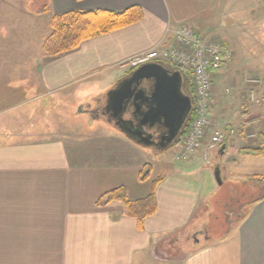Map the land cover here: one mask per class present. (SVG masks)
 <instances>
[{
    "label": "crops",
    "instance_id": "1",
    "mask_svg": "<svg viewBox=\"0 0 264 264\" xmlns=\"http://www.w3.org/2000/svg\"><path fill=\"white\" fill-rule=\"evenodd\" d=\"M217 1L39 0V9L19 4L0 14L8 19L7 23L0 20V128L7 130L0 131V264H169L158 259L160 251L172 235L182 232L197 247L174 264H264V199H260L264 191L239 203L235 220L225 213V202L215 211L216 189L208 173V160L216 159L214 150H204L189 163L172 164L162 176L153 173L152 162L143 161L125 178L112 168L77 167L76 163V153L85 152L75 147L76 142L106 138L118 144L117 153L122 151L125 136L115 126L108 124L118 133L100 124L79 139L69 133L76 119L51 126L46 120L58 122L55 104L79 101L78 84L100 92L111 90L134 71L121 68L123 63L171 46L173 29L180 24L199 26V20L216 9ZM134 6L143 13L136 24L95 37L61 56L44 54L42 43L52 16L70 11L122 12ZM232 64L233 59L228 71ZM223 75L216 74V83ZM216 83L210 108L216 102ZM93 94L101 101L102 95ZM99 104L81 106L79 114H90ZM246 107L240 122L245 129L264 119V112ZM229 129L231 125L226 132ZM232 141L226 142L227 149L233 145L229 150L236 152L237 143ZM241 145L239 151L244 149ZM223 155L218 152V159ZM158 164L168 165L160 160ZM145 165L151 174L141 182ZM156 177L162 178L154 190L156 210L142 230L123 215L119 202L102 208L95 205L103 194L120 187L129 200L142 199ZM219 226L222 234L217 232ZM197 235L204 244L195 240Z\"/></svg>",
    "mask_w": 264,
    "mask_h": 264
},
{
    "label": "rangeland",
    "instance_id": "2",
    "mask_svg": "<svg viewBox=\"0 0 264 264\" xmlns=\"http://www.w3.org/2000/svg\"><path fill=\"white\" fill-rule=\"evenodd\" d=\"M217 3L216 9L211 11L210 17L205 20L200 19L201 24L199 26L194 23H191V25L198 33L201 41L210 40L209 42L221 46L225 45L223 47L231 51L233 56V64L230 66L229 71L227 69L228 73L225 71L224 75L219 77V82L214 81L218 89L215 88L216 102L214 106L211 105V108H209V116L211 122L216 126L212 125L213 129L221 133L227 135L226 129L228 125H231L232 129L228 131L230 136L227 143L229 144L231 140L237 143L234 146L236 152L229 150V147L233 145H228V149L227 146L225 148L227 153L225 152V155H223V152V156L218 159L220 150L213 148L216 159H214L215 161L213 159L208 160V170L210 171L208 173L211 175L212 186L216 189L213 199L214 210H217L219 203L223 204L225 202V213L228 214L231 220H235L240 213L238 204L248 202L252 196H259L261 191H264L263 186L253 181L255 176L264 178V158L256 159L244 156L247 151L246 148L256 147L258 144L257 138L262 133L264 135V119L262 122L259 121L246 129L240 125V122L244 121L242 112L245 108L243 106H248L246 109L251 110V112H264V0H218ZM19 4H24L27 9H39V0H0V14L10 11L8 10L10 8L11 10L16 8ZM4 5H7L8 8H5ZM0 20L3 22L8 21L2 15H0ZM0 33L2 32L0 31ZM229 75L234 79L230 81ZM249 79H256L259 82L256 85H249L247 84ZM76 89L79 101L55 104V115L58 116V122H52L48 117L46 120L49 126L52 123H59L60 120L73 121L76 119V127L74 130L70 128L69 133L77 138L100 124H103L111 132L118 133L115 127L109 126L100 119L92 118L91 114L85 112L79 114L81 106L86 108L89 105L92 108V106L95 107L98 104V98L93 93L97 92L102 95V100H106L105 93L108 90L100 92L98 89L85 88L80 84L77 85ZM80 91H83L84 94L79 95ZM227 104L231 105L230 108L227 111L220 112V109ZM0 131L7 130L0 128ZM124 139L126 140V143H124L125 148L122 151L118 150V153L116 152L117 149L115 150V146L118 144L116 145L111 139H93L88 143L76 142V148L85 150V152L76 153L77 167L85 165L108 167L121 171L126 178L128 172L135 169L143 161L152 162L153 173H158L160 176L167 173L170 167L173 166L172 164L180 165L174 161V154L181 153L182 143L173 145L160 154H154L150 153L148 148L128 141L125 137ZM2 140L3 137H0V141ZM207 143L208 139H203L197 147V153H202ZM239 144L244 147L240 150L241 154ZM147 154H149L148 160L145 158ZM212 155L210 152L209 156ZM158 159L168 165L161 166L158 164ZM218 167L221 174L220 182H217L214 176ZM221 212L222 210L218 212V215ZM196 229L190 231L196 232ZM217 230L218 233L222 234V227L219 226ZM186 235L185 232L172 235L169 239L170 244L162 248L158 259L165 263L174 264L181 257L192 253L197 246H194V241L187 239ZM195 240L199 243L203 242L200 235H197ZM203 244L198 246L201 247Z\"/></svg>",
    "mask_w": 264,
    "mask_h": 264
},
{
    "label": "trees",
    "instance_id": "3",
    "mask_svg": "<svg viewBox=\"0 0 264 264\" xmlns=\"http://www.w3.org/2000/svg\"><path fill=\"white\" fill-rule=\"evenodd\" d=\"M142 17V10L137 6L122 12L104 10L87 12L70 11L54 15L49 23L50 32L43 40L42 50L47 57L61 56L78 49L82 43L95 37L107 35L136 24L141 21ZM228 65L229 63L222 64L215 73H225ZM257 141L258 144L256 147L250 146L246 148V156L255 158L264 157V135L261 134L257 138ZM150 174L151 168L149 165H145L141 171L139 180L141 182L146 181ZM161 179V177L155 178L149 194L142 199L129 200L125 189L120 187L103 194L95 205L96 207L102 208L112 202H119L123 207V215L127 218L134 219L137 222V228L142 230L143 222L155 213L156 201L154 190ZM253 181L259 185H264V179L254 177ZM260 199H264V196Z\"/></svg>",
    "mask_w": 264,
    "mask_h": 264
},
{
    "label": "built area",
    "instance_id": "4",
    "mask_svg": "<svg viewBox=\"0 0 264 264\" xmlns=\"http://www.w3.org/2000/svg\"><path fill=\"white\" fill-rule=\"evenodd\" d=\"M173 43L164 49H153L147 54L132 58L121 68H135L151 61H161L169 66L188 72L196 95L195 117L188 133L182 140L181 153L174 155L176 162H188L197 155L199 143L207 136L210 148L221 146L226 135L211 129L207 109L212 96L214 74L222 64L228 63L231 53L220 44L201 41L196 32L187 24H181L171 31ZM258 80L249 79L247 84L256 85Z\"/></svg>",
    "mask_w": 264,
    "mask_h": 264
},
{
    "label": "water",
    "instance_id": "5",
    "mask_svg": "<svg viewBox=\"0 0 264 264\" xmlns=\"http://www.w3.org/2000/svg\"><path fill=\"white\" fill-rule=\"evenodd\" d=\"M151 79L154 81L153 92L150 97L144 98L145 92L138 89L142 80ZM181 75L179 72L168 73L160 65L146 64L134 70L126 80L121 81L115 88L106 94L108 106L115 119L125 112L129 103L140 101L134 104L137 111L142 105H146V110L141 112L140 126L154 125L162 123L168 130L167 143L172 142L182 126L190 111V100L181 93ZM139 105V106H138ZM126 124V123H125ZM130 124V123H128ZM128 140L145 148L151 145V137L142 132L139 126L130 135V132L120 131ZM225 146L220 149L222 155ZM215 179L219 180V170L215 172Z\"/></svg>",
    "mask_w": 264,
    "mask_h": 264
},
{
    "label": "flooded vegetation",
    "instance_id": "6",
    "mask_svg": "<svg viewBox=\"0 0 264 264\" xmlns=\"http://www.w3.org/2000/svg\"><path fill=\"white\" fill-rule=\"evenodd\" d=\"M158 65V64H157ZM163 69H165L168 73H174L178 72L177 70H174L168 66H162L160 65ZM180 72V71H179ZM181 75V82H182V87H181V93L187 97L190 100V111L187 115V118L182 126V129L178 132L176 135L175 139L172 142H167V132L168 130L163 127L162 123H155L154 125H145V126H140V121L141 117L140 114L141 112H144L146 110V105H142L139 110L137 111L136 108L134 107V104H139V100L137 102H130L129 105L127 106L125 112L121 114L119 117H121V120L115 119L112 112L110 111V108L108 106V100H102L98 102L99 107L97 110H92L90 112L92 118L100 119L104 123H107L109 125L115 126L119 131L123 132H130V135L134 134L135 130L139 126L142 128V132L146 134L147 136L151 137V145L148 148L150 152L154 154H160L168 149H170L173 145H178L179 143H182V140L188 133L189 127L195 117V108H196V95L194 92V88L192 86L190 74L187 72H180ZM129 77V75L127 76ZM127 77L123 78L120 80L113 88H115L121 81L126 80ZM153 85L154 81L151 79H146L142 80L139 84L138 89H141L145 92L146 95H144V98L150 97L151 93L153 92ZM112 88V89H113ZM139 106V105H138ZM89 114V112H87ZM126 123V124H125ZM130 123V124H128ZM152 154V155H154Z\"/></svg>",
    "mask_w": 264,
    "mask_h": 264
},
{
    "label": "bare ground",
    "instance_id": "7",
    "mask_svg": "<svg viewBox=\"0 0 264 264\" xmlns=\"http://www.w3.org/2000/svg\"><path fill=\"white\" fill-rule=\"evenodd\" d=\"M205 39V38H204Z\"/></svg>",
    "mask_w": 264,
    "mask_h": 264
}]
</instances>
